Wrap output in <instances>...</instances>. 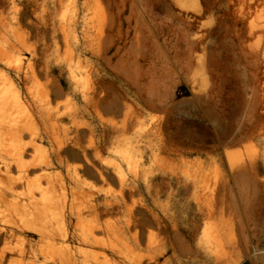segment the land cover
I'll return each mask as SVG.
<instances>
[{
    "label": "rangeland",
    "instance_id": "1",
    "mask_svg": "<svg viewBox=\"0 0 264 264\" xmlns=\"http://www.w3.org/2000/svg\"><path fill=\"white\" fill-rule=\"evenodd\" d=\"M263 8V0H0V70L19 83L24 98L27 87L34 86L44 102L55 83V103L70 111L83 105L71 93L75 79L76 87L84 88L100 74L111 90L126 91L127 104L139 102L147 117L171 123L168 133L144 137L129 163L113 151L118 144L108 142L95 157L92 145L98 135L75 145L66 118L51 139L66 141L75 152H62L61 163L47 166L54 146L50 139L40 140L44 122L36 113L33 129L21 138L27 148L24 160L40 161L28 171L31 180L44 181L49 173L59 197L78 207L91 198L103 203L105 197L127 196L123 188L141 183L131 198L159 216L169 197L149 195L145 177L231 184L230 208L222 209L216 200L219 208L205 218L196 217L195 209L179 215L186 230L178 238L148 225L145 241L137 245L135 228L122 230L128 219L125 207L106 214L101 221L110 224L105 226L114 233L106 234L114 240L103 238L113 242V251L79 240L93 215L54 222L53 242L32 228L20 230L19 214L0 199V264H212L199 244L204 229L220 234L227 251L234 238L233 264H264V36L251 28L253 22H264ZM32 69L39 72L38 82L19 80V72ZM104 117L124 121L123 115ZM83 120L97 125L89 116ZM133 126L119 138L135 141L139 126ZM30 136L41 151L29 145ZM15 142L16 137L1 135L0 149L10 151ZM161 142L174 150H162ZM118 172L126 176L122 182ZM75 196L82 197L78 203ZM131 198L126 197L127 205ZM61 231H67L66 238ZM164 242L163 254L152 258Z\"/></svg>",
    "mask_w": 264,
    "mask_h": 264
},
{
    "label": "bare ground",
    "instance_id": "2",
    "mask_svg": "<svg viewBox=\"0 0 264 264\" xmlns=\"http://www.w3.org/2000/svg\"><path fill=\"white\" fill-rule=\"evenodd\" d=\"M193 5H195V3H193ZM251 28L253 34H258L261 37L264 36V22H253ZM194 43L192 44L194 45ZM18 76L19 80L28 83L37 81L39 72L34 69L29 71L26 70L22 73L19 72ZM78 82V79H75L76 85L71 93L73 97L81 98L83 105L77 106V104H75L76 106H74L72 110L67 111L66 108L62 109L59 104L55 103L57 101L56 98L59 97L57 96L59 92L57 93L55 83L52 86V93L47 92L46 95H43L44 102L37 99L38 97L34 91V86L27 87L26 98H24L20 92L19 83L0 70V136L4 134L7 135L8 133L16 137V146L12 150L6 151L0 149V199L3 203L9 205L14 212L19 214L21 223L18 221V228L20 230L32 228L40 234L42 239L53 241V239H56L53 233L54 222L59 220L65 221L66 217L73 216L80 221L84 214L88 213L89 216L93 215L94 219L91 224H88L87 228L81 229V233L78 234L79 240L91 246L103 247V249L113 251L116 246L114 247L112 244L113 242H108L107 239L105 240L103 237L110 231H112L111 233L114 232L113 230L107 229L110 224L105 223V225H108L106 227L101 221V218L105 217L106 214L112 213L116 209L125 207L128 213V219L124 227L125 229L122 230L126 231L134 227L135 233L132 236V240L135 244L139 245L146 239L145 227L148 225H154L168 236L172 235V237L178 238V236L186 230L181 224L184 223L183 220H178L179 215L180 217L182 215V217H186L190 210L195 209L196 217L205 218L208 215H212L219 208V203H221L222 209L230 208L231 205L227 196L228 192L231 190V184L228 182L209 184L199 180L188 181L178 176H171L167 181H163V179L159 181L160 177L157 175L151 179L145 177V188L149 195L153 194V196H159L163 193L167 194L169 197V203L161 205L165 211L164 215L159 216L152 211V209H149L147 205L142 202L133 201L134 197L131 198L135 192H140L141 183H136L127 188L125 187L126 190L125 188L122 189V192H126L128 198H131V204L128 202L127 205V196L122 195L121 198L115 200L105 197L106 201L103 203H100L98 198H91L86 206L78 207L75 203V205L73 203L69 204L59 197L54 185L56 182H53L54 180L49 173L46 174L44 181L39 178L31 180L28 171L30 168L36 169L40 161L33 159L32 162H26L24 160L26 146L25 143H21V138L24 132L33 129L34 126L32 121L36 113L44 122L43 136H40V140L43 142L45 139H50V142L54 146L52 153L53 159L47 158L45 161L47 166L51 165L53 162L61 163L62 152H75L73 148L67 145L66 141H60L56 138L51 139V132L59 127L60 121L66 118L71 120L70 130L74 133L71 139L74 141L75 145H80L85 136L89 137L90 135L94 137L98 135L99 139L92 145L95 157L97 155L99 156L100 150L108 142L113 145L118 144V146L113 148V151L117 156L129 163L133 159V150L136 147H140L139 143L143 141L142 139L144 137L160 136L165 132L168 133L171 127V123H169L168 119L157 120L154 119L153 116L147 117L143 106L139 102L136 104H127L124 101L125 98H128L125 94L126 91L121 90V87H119L118 90H111L106 84L103 75L98 74L95 83L88 87H76ZM39 92H41L40 89ZM164 109L169 113L172 109V105L167 102ZM21 113L23 114L21 115ZM107 114L123 115L124 121L119 123L115 118L105 119L104 116ZM86 116L96 120L97 125L83 120ZM133 125L139 126L137 133L138 138L135 141L128 138L121 140L119 136L127 132L131 127H134ZM29 145L34 147L33 150H42V147L38 144L35 137H32ZM159 148L165 151L174 150L169 144L162 142L159 144ZM84 150L87 149L85 148ZM4 151L7 152V155ZM116 166L119 167L118 164H116ZM136 168L138 169V167ZM187 171L188 169H186V172ZM122 177V172H118L120 181L126 176ZM153 181L156 182L153 183ZM75 191L73 192L74 194L78 192L77 190ZM153 196H151V199L153 203L157 204ZM75 197L77 198L79 196ZM76 198L74 201L82 197L79 199ZM83 198L85 197L83 196ZM79 205H81V201ZM67 212L69 216H67ZM78 224L79 223H77V225ZM56 226L58 227L57 223ZM60 229L65 230V227L63 229L61 227ZM113 229L115 228L113 227ZM118 230L120 229L118 228ZM2 232L1 229L0 241L4 238ZM61 234L62 237L65 238L68 235L67 231ZM105 236H107L108 240L112 239L108 234ZM231 239L232 240L229 241L230 250L228 249L227 251L223 246L220 234L214 233L213 230L210 232L208 229H204V231L201 232L199 244L205 260L212 264H233L234 258L232 248L234 249L235 246L233 245L234 238L232 237ZM113 240L114 239L111 241ZM166 247V243H162L160 247L157 248L159 252L152 258H156L163 254ZM197 254L198 253L195 255Z\"/></svg>",
    "mask_w": 264,
    "mask_h": 264
}]
</instances>
